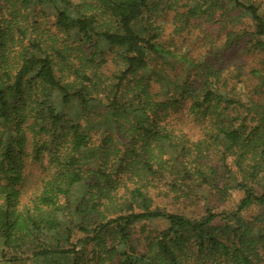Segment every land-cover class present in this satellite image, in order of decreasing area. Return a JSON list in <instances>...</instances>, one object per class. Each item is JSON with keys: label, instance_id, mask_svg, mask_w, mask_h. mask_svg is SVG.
I'll return each mask as SVG.
<instances>
[{"label": "trees", "instance_id": "1", "mask_svg": "<svg viewBox=\"0 0 264 264\" xmlns=\"http://www.w3.org/2000/svg\"><path fill=\"white\" fill-rule=\"evenodd\" d=\"M180 2L186 26L248 18L264 54L255 0H0V264H264V70L240 92L162 41Z\"/></svg>", "mask_w": 264, "mask_h": 264}, {"label": "rangeland", "instance_id": "2", "mask_svg": "<svg viewBox=\"0 0 264 264\" xmlns=\"http://www.w3.org/2000/svg\"><path fill=\"white\" fill-rule=\"evenodd\" d=\"M255 3L259 5V11L264 17V0H255ZM175 11H178L179 14L185 13L186 9L183 8L182 2L171 10L156 11L152 15L156 25H160L163 28L162 41L168 43L173 40L176 46H182L186 54L193 59L205 58L216 67L215 69L221 72L222 76L228 78L230 83L234 82L229 77L230 75H240L244 87V89H240V92L250 93L253 85L259 84V80L253 78L251 72L264 70V54L255 51L250 44L252 26L248 18L241 17L238 22L228 23L226 20L224 21L223 11L219 9L214 12L212 20L197 18L196 20H191L189 26H186L180 22L182 17L177 16ZM231 14L235 13L232 12ZM175 17H179L178 20H175ZM49 21L51 22L50 19ZM231 37L232 41L229 43ZM112 61V58H108L107 65L103 67V72L107 77H111L118 69ZM237 89L239 90V85ZM262 92L261 100L264 104V86L262 87ZM28 170L31 169L28 168ZM241 197L242 194L240 192H232V195L226 201L215 203V213L235 209ZM25 200L26 196L22 201ZM155 201L156 204L168 212L181 213L188 217L201 216L204 212L201 204L193 199L183 205H178L171 199L165 200L159 197L155 198ZM259 212L260 207H253L243 212L242 216L252 217ZM146 225L150 230L160 231L164 228V224L161 222L146 223Z\"/></svg>", "mask_w": 264, "mask_h": 264}]
</instances>
